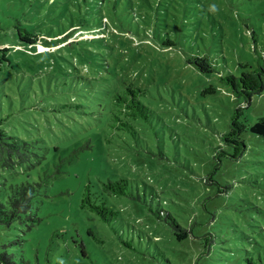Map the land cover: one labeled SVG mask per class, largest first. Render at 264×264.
<instances>
[{
    "label": "rangeland",
    "instance_id": "1",
    "mask_svg": "<svg viewBox=\"0 0 264 264\" xmlns=\"http://www.w3.org/2000/svg\"><path fill=\"white\" fill-rule=\"evenodd\" d=\"M118 1L115 14L108 11L107 0H93L95 6L85 12V22L74 36L79 45L70 50L54 45L70 28L69 14L77 17L75 0L62 1L50 16L44 9L42 15L37 9L31 11V20L40 23L46 38L34 46L18 43L12 18L24 20L32 5L46 7L48 0H0V125L29 142L38 154L31 172L47 178V198L38 210L42 218L38 237L28 241L41 257L56 231L81 227L79 220L77 225L74 221L88 183L125 177L137 181L141 192L143 184L147 186L145 197L153 208L160 199L187 213L211 212L214 220L208 229L222 237L223 244L228 239L261 244L264 142L243 133L247 151L231 159L232 150L222 135L239 108L247 106L240 117L246 125L264 116V91L245 105L243 97H235L229 87L217 82V76L197 73L186 65L181 58L186 55L184 44L169 50L154 42V14L169 0H159L161 4L158 0ZM208 10L216 34L206 44L216 57L217 71L239 77L245 70H264V0H213ZM216 22L221 28H215ZM99 43L109 45L112 53L107 52V61L116 79L124 76L126 83L150 85L152 96L141 99L147 117L134 122L135 139L108 126L113 96H90L88 91L76 90L75 76L100 80L98 74L111 75L108 65L104 71L89 63L86 50L96 49ZM50 56L55 57V64L50 65ZM211 84L216 93L204 92ZM150 188L158 195L151 197ZM117 206L133 227L120 230V240L105 235L114 248L96 250L94 264H168L153 258L152 240L160 247L168 238L155 236L160 232L153 230L157 224L151 214L123 199ZM248 250L255 253L253 248ZM164 254L173 263L167 249ZM236 255L239 259L246 256L239 251L227 258L231 261ZM68 260L75 264L74 258Z\"/></svg>",
    "mask_w": 264,
    "mask_h": 264
},
{
    "label": "trees",
    "instance_id": "2",
    "mask_svg": "<svg viewBox=\"0 0 264 264\" xmlns=\"http://www.w3.org/2000/svg\"><path fill=\"white\" fill-rule=\"evenodd\" d=\"M62 1L65 0H48L46 7L32 5L24 20L13 17L18 43L34 46L46 39L40 30V23L31 20V11L37 9L39 11L36 13L42 15L44 9L50 16L52 11L60 9ZM255 1L261 0H245L249 3ZM92 2L93 0H75V7L78 8L77 17L73 19V14H69L70 28L62 40H56L54 47L64 45L66 49L72 50L79 45L74 40V36L85 22L87 17L85 12L91 11L90 6H95ZM118 2V0H107L108 11L116 14ZM212 3L213 0H169L163 3L162 10L157 7L151 26L155 34L154 42L169 50L184 44L186 55L181 58L186 65L197 73L217 76L219 84L229 87L235 97H243L247 105L253 95H259L264 91V70H245L239 77L232 74L221 75L217 71L216 57L211 55L206 44L208 40L215 38L216 34L211 22L212 14L208 10ZM41 4L43 5V2ZM215 28L221 26L216 22ZM97 46L94 50H86L90 57L89 63L106 71L107 65L110 68L107 61V52H111L108 49L109 45L99 43ZM50 54L53 52L51 51ZM50 58V65L57 62L55 57L50 56ZM72 67L77 69L75 63ZM110 71L111 75L108 78L98 74L100 80L95 77L75 76L76 90L84 93L88 91L90 96H113L112 109L108 113V126L126 133L130 139H135L134 122L140 117H147L148 109L141 99L152 96L148 88L150 85L126 83L124 76H121L120 80L116 79V73L113 69ZM204 92L214 94L216 86L211 84ZM245 107L247 106L235 111L230 119L229 130L222 135V141L230 145L232 150L231 159H237L247 151L248 145L242 136L243 133L253 134L264 142V116L254 124L246 125L240 121ZM86 112L95 117L91 111ZM33 149L29 142L5 131L0 125V264H70L68 259L71 258L75 259V264H94L93 257L96 256V250L106 247L109 252L114 248V243L107 239L108 235L112 236L114 241L120 240L119 231H123L125 226L128 229L133 227L126 222L121 208L117 206L121 199L130 201L138 211L150 213L152 222L157 224L153 230L156 233L160 232L155 236L161 237L163 234L168 238L167 244L163 243L160 247L152 240L156 250L153 258L157 262L162 260L168 264H264V240L259 244L240 236L241 240L247 242L231 243L228 239L225 240L227 244H223V238L208 229L209 224L214 220L211 212L201 210L199 214L187 213L177 205L167 206L158 196L159 201L153 208L145 197L147 186L143 184L144 191L141 192L137 181L117 176L115 179L108 178L104 182L99 179L98 185L88 183L85 186L76 211L77 220L74 221L77 225L79 220L81 227L78 228L79 230L56 231L47 241L39 257L28 238L33 240L38 237V222L42 219L38 210L43 199L47 198V178L43 179L31 172L38 157ZM150 190L151 197L158 195L157 191L155 194L154 190L151 188ZM217 193L221 192L218 190ZM136 230L138 229L135 228ZM137 232L140 236L141 231ZM22 243H25L24 247L21 246ZM248 248L255 249V253L252 254ZM166 249L171 253L173 263L165 257ZM239 251L246 254L243 259H239L236 255L233 260H228V255Z\"/></svg>",
    "mask_w": 264,
    "mask_h": 264
}]
</instances>
